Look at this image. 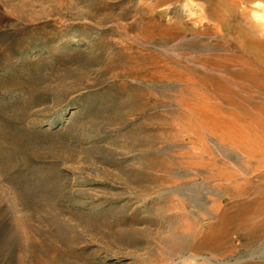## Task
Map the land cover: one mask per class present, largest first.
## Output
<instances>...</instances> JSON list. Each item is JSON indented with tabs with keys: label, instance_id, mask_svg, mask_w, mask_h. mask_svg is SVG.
<instances>
[{
	"label": "rangeland",
	"instance_id": "374dc122",
	"mask_svg": "<svg viewBox=\"0 0 264 264\" xmlns=\"http://www.w3.org/2000/svg\"><path fill=\"white\" fill-rule=\"evenodd\" d=\"M260 5L0 0V264H208L190 182L236 158L191 157L178 76L236 60Z\"/></svg>",
	"mask_w": 264,
	"mask_h": 264
},
{
	"label": "bare ground",
	"instance_id": "6f19581e",
	"mask_svg": "<svg viewBox=\"0 0 264 264\" xmlns=\"http://www.w3.org/2000/svg\"><path fill=\"white\" fill-rule=\"evenodd\" d=\"M256 27L263 36L264 26ZM260 35H240L242 54L236 60L204 58L199 65L203 74L178 76L177 99L187 133L193 142L204 144L206 152L191 157L204 159L212 155L209 146L215 150L218 144H227L230 149L224 155L233 153L236 158L219 165L214 175L189 181L190 200L201 210L198 225L183 231L187 259L264 264V37ZM189 236L190 241L185 240Z\"/></svg>",
	"mask_w": 264,
	"mask_h": 264
}]
</instances>
